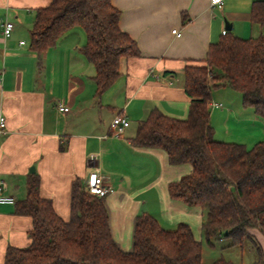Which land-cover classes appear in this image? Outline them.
Masks as SVG:
<instances>
[{
  "label": "crops",
  "instance_id": "obj_1",
  "mask_svg": "<svg viewBox=\"0 0 264 264\" xmlns=\"http://www.w3.org/2000/svg\"><path fill=\"white\" fill-rule=\"evenodd\" d=\"M49 1L0 0L4 193L17 202L26 194L30 175L36 174L40 195L51 199L55 211L67 219L72 181L85 182L97 169L111 188L103 201L111 235L121 249H132L141 213L169 230L184 222L201 241L202 210L172 199L167 190L191 166L170 164L162 149L137 146L133 138L139 121L153 108L174 118L187 117L190 98L183 88V68L201 62L222 30L241 38L264 35V25L250 21L254 0H223L220 6H211L209 0H111L120 10V28L136 41L140 55L121 58L120 75L101 94L93 80L94 66L82 52L86 36L80 27L67 30L41 54L30 49L36 9ZM5 21L13 23L7 38L2 34ZM209 110L215 140L248 149L264 141V119L242 104L239 91L227 86L212 90ZM117 115L128 125L114 135L111 122ZM14 211V203L0 204V264L8 244L29 242L31 221ZM251 234L264 256V235L256 229Z\"/></svg>",
  "mask_w": 264,
  "mask_h": 264
},
{
  "label": "trees",
  "instance_id": "obj_2",
  "mask_svg": "<svg viewBox=\"0 0 264 264\" xmlns=\"http://www.w3.org/2000/svg\"><path fill=\"white\" fill-rule=\"evenodd\" d=\"M119 18L111 0H50L36 9L29 46L41 54L72 27L83 29L82 52L94 66L93 80L101 94L120 75V59L140 55ZM250 21L264 25V0L252 2ZM225 86L239 91L242 104L264 119V35L241 38L226 31L211 43L201 62L183 68V88L190 98L187 117L153 108L139 121L133 143L162 149L170 164L191 166L167 190L172 199L205 211L201 231L207 243L226 237L232 246H242L250 239L258 254L254 264H264L262 247L251 234L256 229L264 235V141L248 149L214 139L211 92ZM39 188L38 175H30L25 196L14 203V213L31 221L29 242L8 244L2 264H236L222 257L205 263L201 241L188 224L165 229L148 213L137 216L132 249L125 251L111 235L104 196L90 193L84 180L71 183L67 219Z\"/></svg>",
  "mask_w": 264,
  "mask_h": 264
},
{
  "label": "built area",
  "instance_id": "obj_3",
  "mask_svg": "<svg viewBox=\"0 0 264 264\" xmlns=\"http://www.w3.org/2000/svg\"><path fill=\"white\" fill-rule=\"evenodd\" d=\"M223 0H209V3L211 6H220L222 4ZM13 30V23L10 21H5L2 25V34L4 37H9L11 35V32ZM173 33L176 35H179L180 33L177 32L175 29L172 30ZM226 30H222V34H225ZM20 43H23L21 41ZM60 110L66 111L67 107L60 106ZM128 125V121L123 118L122 116H115L112 119L111 122V128L113 129V134L118 135L120 134L124 127ZM6 129V118L5 116L0 112V135L5 133ZM105 177L98 172L97 169L91 170L87 178L84 182L86 189L97 196H105L111 188L107 186ZM4 183L0 179V204H13L16 202V199L11 196L4 193Z\"/></svg>",
  "mask_w": 264,
  "mask_h": 264
},
{
  "label": "rangeland",
  "instance_id": "obj_4",
  "mask_svg": "<svg viewBox=\"0 0 264 264\" xmlns=\"http://www.w3.org/2000/svg\"><path fill=\"white\" fill-rule=\"evenodd\" d=\"M203 218H205V211H203ZM253 239H255L254 236ZM201 245L202 259L205 263H211L218 257L230 260L236 264H254L258 259L256 247L250 239H245L242 246H232L230 239L226 237L220 240H212V244H209L204 235H202Z\"/></svg>",
  "mask_w": 264,
  "mask_h": 264
},
{
  "label": "water",
  "instance_id": "obj_5",
  "mask_svg": "<svg viewBox=\"0 0 264 264\" xmlns=\"http://www.w3.org/2000/svg\"><path fill=\"white\" fill-rule=\"evenodd\" d=\"M225 26H226L227 29H230V24L227 25L226 22H225ZM30 171H33V168H31Z\"/></svg>",
  "mask_w": 264,
  "mask_h": 264
}]
</instances>
